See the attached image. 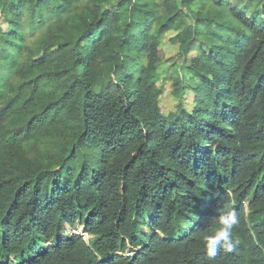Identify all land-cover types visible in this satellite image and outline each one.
<instances>
[{"label":"trees","instance_id":"obj_1","mask_svg":"<svg viewBox=\"0 0 264 264\" xmlns=\"http://www.w3.org/2000/svg\"><path fill=\"white\" fill-rule=\"evenodd\" d=\"M0 264H264V0H0Z\"/></svg>","mask_w":264,"mask_h":264},{"label":"rangeland","instance_id":"obj_2","mask_svg":"<svg viewBox=\"0 0 264 264\" xmlns=\"http://www.w3.org/2000/svg\"><path fill=\"white\" fill-rule=\"evenodd\" d=\"M3 30L8 31L5 23H2ZM173 32L167 33L160 46V79L157 82L158 89L162 90V95L159 99V108L163 116H168L177 111L179 107H183L185 111L191 112L194 108L193 94L190 91H186L181 100L175 98L172 94V82L173 77L175 76L174 70L177 68L174 66L172 69L169 66L172 64L179 65L178 52L179 47L177 44L172 42L174 37ZM178 62V63H177ZM169 68V69H168ZM189 89V87H188ZM64 235H79L83 236L85 240H88L89 237L84 235L83 227L80 224L75 225L74 228L65 227Z\"/></svg>","mask_w":264,"mask_h":264},{"label":"clouds","instance_id":"obj_3","mask_svg":"<svg viewBox=\"0 0 264 264\" xmlns=\"http://www.w3.org/2000/svg\"><path fill=\"white\" fill-rule=\"evenodd\" d=\"M239 225V218L235 209L226 207L219 215L216 226L209 232H205L202 237V243L206 255L213 258L218 251L223 249L226 252H232L240 243L235 238V229Z\"/></svg>","mask_w":264,"mask_h":264}]
</instances>
